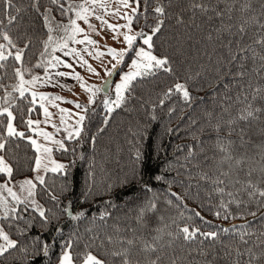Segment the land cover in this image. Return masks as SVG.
Listing matches in <instances>:
<instances>
[{
    "label": "trees",
    "instance_id": "obj_1",
    "mask_svg": "<svg viewBox=\"0 0 264 264\" xmlns=\"http://www.w3.org/2000/svg\"><path fill=\"white\" fill-rule=\"evenodd\" d=\"M62 2L67 7L72 0ZM199 2L223 11L224 16L193 10L192 0H139L132 27L137 33H148L158 18L164 20L150 51L168 57L173 72L157 69L155 75L138 77L131 91L125 92V102L111 112L101 104L88 106L81 135L66 141L67 151L53 150L65 169L48 171L45 184L36 187L48 223L42 222L34 207L23 212L22 219L6 222L18 225L24 235L16 228H5L12 239L20 241L21 250L0 257V264H58L66 242L71 245L74 264H81L88 253L105 264H121V257L112 252L126 248L133 264H149L157 257V264H264V196L260 195L264 191V113H257L259 119L232 125L235 131L230 136L227 130L219 133L234 142L229 148L231 160H224L225 153L216 146L217 133L212 130L218 121L227 129L225 122L249 103L254 109L264 108L261 62L252 58L251 50L246 53L247 60H233L229 54L249 46L264 54V48L255 43L264 37L259 26L264 24V16H260V0H250L252 7L247 12L240 9L249 0ZM12 3L15 7L9 8L6 0H0V32H8L23 49V61L9 57L5 62L0 69V91L18 80L15 67L48 65L52 55L44 53L49 35L46 9L52 10L54 22L67 19L50 0H40L39 12L32 7V0ZM158 5L165 7V16L155 13ZM10 16L16 17L11 24ZM178 17L183 23H177ZM245 21L241 38L238 28ZM225 25L230 31L222 30ZM4 42L0 37V43ZM134 48L124 65L132 60ZM240 71L243 77L238 75ZM176 83L187 85L190 101L174 92L161 104L164 93ZM257 88L260 93L255 92ZM9 104L18 131L32 136L25 122L40 117L41 106L30 93L21 98L17 91ZM6 123L5 117H0V132ZM8 141L3 155L13 167L10 180L33 175L34 147L25 139ZM5 178L6 174L0 173V179ZM52 195L57 199H51ZM150 202L156 204L155 211L150 210ZM141 209L142 221L138 219ZM105 213L108 215L101 219ZM184 226L215 232L217 237L205 239L197 234L195 239L185 240L179 233ZM34 238L49 245L47 256L40 252L33 258L38 247ZM129 239L134 241L131 246L126 244ZM145 244L154 245L156 251H145Z\"/></svg>",
    "mask_w": 264,
    "mask_h": 264
},
{
    "label": "snow or ice",
    "instance_id": "obj_2",
    "mask_svg": "<svg viewBox=\"0 0 264 264\" xmlns=\"http://www.w3.org/2000/svg\"><path fill=\"white\" fill-rule=\"evenodd\" d=\"M134 2L137 4V8H138L139 0H134ZM50 3L57 7L61 16H67L68 13L74 12L75 19L69 16L68 25H59V24L57 25L58 28L62 27L65 33H69L70 31V35H67L63 39V41H54L53 36L49 35L47 41L44 42L45 52H47L48 47L54 42L56 43L57 48H59L60 50L66 49L68 48L69 40L77 44H84L86 42L89 45L98 47L99 42L95 39H92L91 36L88 35V33L85 31V29L81 27L79 23H77V21L78 20L83 21L85 24H87V27L91 32L100 34L97 30L96 25L89 22V17L95 13V10L97 7L106 10L105 0H84V3L82 4L74 5L72 3H69L67 7H65V4L62 2V0H50ZM120 3L122 4L124 8L130 7L129 0H120ZM6 4L9 8L15 7V5L12 3V0H6ZM260 5H261L260 16H264V0H260ZM32 7L37 12H39L40 11V0H32ZM251 7L252 5L249 0V2H246L242 5L240 10L242 12H247ZM137 8H132V13H136ZM191 8L193 10L198 9L200 12L205 13V14H207L209 11H212L214 15L218 18H222L225 14L223 11H220L216 8L210 9L206 7L205 4L203 2H199V0H192ZM228 10L231 11V8H229ZM16 11L19 12L21 11V9L17 8ZM51 11L52 10L50 8L46 9V12L48 13V15L44 16L49 33L55 31V29L52 27L54 18L51 17ZM154 11L155 13L159 14L160 17H163L166 15V9L163 5H158L157 7H155ZM114 14L118 15L119 14L118 10ZM95 18L98 21H100L102 25H105L113 33H115L116 30L119 27H121L120 25H114V24L108 23V21L105 20L104 17L101 15H96ZM123 18L127 19L129 26H130L131 21H132V15L126 14ZM15 19H16L15 16H10L8 23L11 24ZM208 19H212V17L209 16ZM250 19H255V18H250ZM247 22L248 21H245L244 24H242L238 28V33L240 34L241 38L243 37V34L245 33V30H246L245 25L247 24ZM2 23L3 21H0V24ZM177 23H183L182 18L178 17ZM257 23H259L258 20H257ZM163 26H164V20L158 18L155 26H153L151 29V33H152L151 35L146 34L143 30H141L135 35H129L127 33H124L123 40L127 45L126 48L119 50V51L115 48H108L107 54L116 60V64L112 65L113 69H115L117 65L123 62V58L125 57V55H127V53L130 50H133V44L137 40V37H139L142 40L143 45H146L148 49L146 50L144 47H139L138 49L134 51V55L136 58L132 59V62H131V68L133 70L125 73L121 77L120 82L116 84L115 100H105L104 101L105 107H107L109 112L113 111V105L115 107H120L125 102V95H124L125 92L131 91L132 82L135 81L138 77H143L147 75H155L156 74L155 70L157 69H162L165 73L173 72V68L170 65V60L168 57L166 56L158 57L154 55L152 51H150L154 47L153 46V36H155L157 33H160ZM259 26L262 29H264V24H260ZM220 30L221 29H218V31ZM222 30L230 31V28H228V26L225 25L223 26ZM129 31H131L130 27H129ZM81 33L84 34L83 39H77L76 37ZM0 37H2V39L6 42V43H0V69L6 66L5 62L8 61L9 57H13L14 60L17 62H22L23 61V49H20L17 47L16 43H14L12 37L8 34V32L6 31L0 32ZM208 38L211 39L212 38L211 35ZM113 39H118V36L114 35ZM30 43L31 41L29 40L25 44V47H28ZM255 43L261 45V47L264 48V37H261L260 39L256 40ZM230 46H231V41H229V44H228L229 48ZM12 49H16L15 53L12 52ZM55 50L56 49L54 48L53 51ZM250 50L252 51V58L259 59V61L261 62V67L264 68V54L256 53L254 50L251 49V46H249L248 48L241 47L236 53L230 52L229 54L231 55L233 60H235L237 57H239L241 60H247L249 57L246 55V53H248ZM85 51H87V49H85ZM73 54H75L77 57H79L81 61L87 64V61L83 60V56L76 49H71L70 51L64 52L65 56H70ZM104 55H105L104 52H100V51L96 52L97 58L102 57ZM53 59L57 60L58 62L63 63V61H60L59 57H53ZM65 66L68 68L73 67L72 64L70 63L66 64ZM36 67H44V65L41 63V64H37ZM88 67H89V70L92 71L94 74L99 75V73H96L95 69H92L90 65ZM242 67H243V64H241V68ZM13 71H14V74L17 77H19V83L15 85L14 90L19 92L21 98L24 96L25 91H27V89L25 88L26 84L35 85L41 79L39 76H34L31 80H25L24 71H22L20 67H15ZM112 74H113L112 70H107L108 76H112ZM58 75L70 76L73 79H76L78 81L82 80V77L79 75V73L60 72L58 73ZM238 75L243 77L244 72L240 71ZM2 79L3 77H0V80ZM0 87H3V85L0 84ZM62 87H66V86H62ZM81 87H84L86 91L91 93V96L89 97V101H88L89 104L95 103L96 92L106 90L103 88H95V86H86L83 83L81 84ZM174 92L182 93L183 99L185 101H190L191 99L190 93L187 89V85L184 83H176L173 87L169 88L167 92L164 93V98L161 100V104L164 103L165 99H170L171 95ZM255 92L260 93L261 89L257 88L255 89ZM31 95H32V99L35 100L37 93L32 92ZM11 97H12V93L6 91V96L4 98H0L4 100V104L0 105V117H5V119L7 120V123L3 125V132H0V173L6 174L4 183H0V208L3 209V215L0 216V241H2L0 242V257H4L6 254H11L13 250H17V251L21 250L19 247L20 241L12 239L10 233L5 230L6 227L16 228L19 235H24V232L19 230L18 225H16L15 223H6V222H8L9 220L22 219L23 218L22 213L28 211L29 207L34 206L35 211L38 212L39 217L41 218L42 222L45 224L48 223V216L46 215V210L34 198L35 189L37 187L36 182L38 181L40 185L45 184V180L43 176L36 175L33 178H25L23 181L19 183V187L22 190H25L27 192V196L24 199H21V197L17 195L16 192L13 191V188L9 187L10 179L13 175V167L11 166V164L8 163V161L5 159V156L3 155L6 145L9 142L8 138L25 139L30 143L31 146L34 147L35 152L40 154L36 156L34 159L32 171L39 173L42 167L45 171H48L49 164L54 165L50 169V171L52 172H58L59 170L65 168L64 164L57 163L54 160H52L51 153L53 149L51 147L38 143L36 139H33L30 135H26L24 131H18L17 127L14 124V121H16L17 118L11 110L12 105L9 104V98ZM47 99L49 98L44 95L40 96L41 101H44ZM56 99H61V97H56ZM245 99H247V97H245ZM255 99L256 97L253 96V100ZM261 99H264V97H261ZM76 107L81 109L82 112L86 113L88 111V107L86 105L76 104ZM61 111L63 112L66 110L61 109ZM225 111H227V109H225ZM257 113H264V108L254 109L252 104L249 103L247 104L245 108L239 110L238 115L235 118L229 119L228 121L225 122L228 125L227 129H225L224 125L220 123L219 121L213 127L212 130L217 133L216 146L219 148L221 152L225 153L224 160L227 161V160L232 159L229 148L234 142L231 140H227L224 137H221L219 133L227 130L228 135L230 136L232 132L235 131L232 125L236 124L238 121L247 122L250 119H253V120L259 119V117L257 116ZM44 114L46 117L50 116V113H48L47 108L44 109ZM84 120H85L84 115H78V119L76 120V126L73 127L72 131L68 132L66 139L71 140L73 139L74 136L75 137L80 136V133L82 131V124ZM22 122H25V121L22 120ZM25 123H26L27 128L33 129V125L38 126L40 121H34L32 119H28ZM240 133H241V139L243 140L244 130L241 129ZM39 134L43 136L45 140L52 141L54 144L58 145L60 149L64 151L68 150L65 147L63 141L53 140V137L50 133L41 131ZM189 155H192V153L190 152ZM140 156H141L140 152L137 151L136 159L139 160ZM45 158L48 160V164H44L42 162ZM237 163H240V161H237ZM222 174H226V173H222ZM202 178L206 179L207 176H204ZM217 182L223 183L222 180H219ZM4 191L7 192L8 196L4 195ZM260 195L264 196V191H261ZM8 197H11L12 200L15 201L14 206H9ZM51 199L56 200L57 198L56 196L52 195ZM168 203L171 204V201H168ZM18 205H23L24 207L21 209L17 207ZM149 208L150 210L155 211L156 204L150 202ZM65 211L69 215H71L70 210L65 209ZM143 214H144V209H141V214L138 218L141 221L143 220ZM106 215L108 214L105 213L100 218L104 219ZM196 215H199V213H196ZM216 215H219V213H216ZM72 218L76 219L77 217L73 216ZM225 231H227V229H225ZM179 233L183 235V238L185 240H193L196 238L197 234H199L200 236H203L205 239L207 238L215 239L217 237V233L215 232L204 233V232H200L199 228L190 230L188 226L179 228ZM241 239H243V237H241ZM108 240H109V243H111V237H109ZM33 242L35 245H38L36 252L32 253L34 259L40 252H43L45 256L48 255L49 245L46 242H42L38 238H34ZM245 243H247V241H245ZM126 244L131 246L134 244V241L129 239L126 241ZM144 250L145 251L151 250L155 252L156 248L154 245L145 244ZM23 251L25 252V254H27V249H23ZM128 252L129 250L126 248L123 251L112 252V255L115 257H121V264H133V262L129 259ZM158 260H159V257H157L156 260H151L149 264H157ZM83 262L84 264H105V261L99 259L97 256L92 255L91 253H88L85 255V257L83 258ZM60 264H74L73 256L71 254V245L67 242L65 243L64 248L61 252ZM173 264H175V261H173Z\"/></svg>",
    "mask_w": 264,
    "mask_h": 264
},
{
    "label": "rangeland",
    "instance_id": "obj_3",
    "mask_svg": "<svg viewBox=\"0 0 264 264\" xmlns=\"http://www.w3.org/2000/svg\"><path fill=\"white\" fill-rule=\"evenodd\" d=\"M71 3L74 5H79L84 3V0H72ZM105 4H106V10L97 7L95 13L89 17V22L96 25L97 30L100 34L91 32L88 29L87 24H85L83 21L81 20L77 21V23H79L81 27L85 29V31L88 33V35L91 36L92 39H95L99 42L98 47L89 45L86 42L84 44H77L69 40L68 48L60 50L59 48H57V45L54 42L48 47L47 52H45L44 50V53L47 56L52 55V57L50 58L48 65H46L43 69H40V67H36L37 64H41V63H35L34 65L21 67V70L24 71L25 80H31L34 76H39L41 78L35 85H31V84L25 85V88L27 89V91L25 92H28L30 94H32V92L37 93L35 101L37 102V104L41 106V116L34 119V121H40V123L38 126L33 125L34 130L31 129L33 131V135L31 137L33 139H36L38 143L47 145L48 147H51L53 150L59 148V146L54 144L52 141L45 140V138L41 136L39 133L41 131L48 132L52 135L53 140L63 141L64 145L66 144V141H68V139H66L68 132L72 131L73 127L76 126V120L78 119V115L86 116V113L82 112L81 109L77 108L76 104L86 105L87 107L89 105H92L88 103L91 93L86 91L84 87H81V84L83 83L86 86H95V88L104 89L105 82L109 80V78L111 77L107 75V70H112L113 74L116 73L114 80L112 81L109 87L108 92H105V90L96 92L95 103H93V104L103 105L104 109L108 111L107 107H105L104 101L115 100L116 84L120 82L121 77L125 73L133 70L131 68L132 60L131 61L129 60L128 63L124 65L127 55H125V57L123 58V62L117 65L115 69H113L112 65L116 64V60L107 54V50L108 48H115L119 51L126 48L127 45L123 40V34L124 33H127L129 35L137 34V31L132 27V21L129 26L127 19L123 18L126 14H130L132 15V20H133L135 13H132V8H137V4L134 2V0H129L130 7L128 8H124L120 3V0H105ZM117 10L119 14L115 15L114 13H116ZM96 15H101L104 17L105 20L108 21V23L114 25H120L121 27H119L116 30V32L113 33L111 30H109L105 25H102L101 22L95 18ZM69 16L75 19V13L71 12L68 13L66 20L59 19V22L53 21L52 27L55 29V31L49 33V35L53 36L54 41H63V39L67 35H70V31L69 33H65L62 27L61 28L57 27L58 24L68 25ZM129 27L131 28V31H129ZM146 34L151 35L152 33L148 32ZM114 35H117L118 39H113ZM83 37L84 34L81 33L76 38L83 39ZM133 46H135L134 51L139 47H144L146 50H148L147 46L143 45L142 40L138 38L134 42ZM54 48L56 49L55 51H53ZM71 49H76L78 52H80V54L83 56V60L87 61V64L81 61L79 57H77L75 54L70 56L64 55V52L70 51ZM85 49H87V51H85ZM97 51L104 52L105 55L97 58L96 57ZM12 52L15 53V51L13 50ZM53 57H59L60 61H63V63L58 62L57 60L53 59ZM135 58H136L135 55H133L132 59ZM68 63L72 64L73 67L72 68L66 67L65 65ZM89 65L91 66L92 69H95V72L99 73V75H96L92 71H90L88 67ZM121 67L123 68L121 69ZM60 72L79 73V75L82 77V80L78 81L70 76H60L58 75V73ZM18 83H19V78L17 81H13L14 84V85L12 84L13 86L8 85L7 89L0 91V98H4L6 96V91L13 94V92L15 91L14 87ZM62 86H66V87H62ZM41 95H44L49 99L41 101L40 100ZM56 97H61V99H56ZM10 101L11 98H9V103ZM3 104H4V100L0 99V105ZM45 108H47L48 113H50V116L48 117H46L44 114ZM116 108L118 107H115L113 105V110ZM61 109H64L66 111L62 112ZM82 130H83V124H82ZM75 138L77 137L74 136L73 139ZM38 155L40 154L37 153V156ZM51 158L55 162L65 165L63 161L55 158L54 151H52L51 153ZM42 162L44 164H48V160L46 158ZM53 166L54 165L49 164L48 171H50L51 167ZM64 169L65 168L61 170ZM48 171H45L42 167L39 173L34 172L33 175L31 176L24 177L18 180H10L9 187H12L13 191L16 192L17 195L21 197V199H24L27 196V192L19 187V183L23 181L25 178H33L36 175H41L44 177ZM0 183H4V181L0 179ZM36 183L38 185L39 182L37 181ZM4 195L8 196L6 191H4ZM34 198L38 202L36 197V189H35ZM8 201H9V206L15 205V201H13L11 197H8ZM2 215H3V209L0 208V216ZM58 264H60V260ZM81 264H84V262H82Z\"/></svg>",
    "mask_w": 264,
    "mask_h": 264
},
{
    "label": "water",
    "instance_id": "obj_4",
    "mask_svg": "<svg viewBox=\"0 0 264 264\" xmlns=\"http://www.w3.org/2000/svg\"><path fill=\"white\" fill-rule=\"evenodd\" d=\"M115 75H116V73H114L113 76H111L109 78V80L106 81L107 83H105V85H104V89H106L105 92H108L109 87H110L112 81L114 80Z\"/></svg>",
    "mask_w": 264,
    "mask_h": 264
}]
</instances>
